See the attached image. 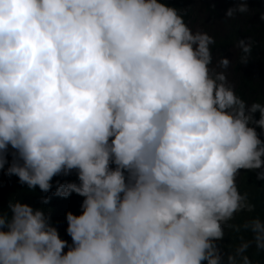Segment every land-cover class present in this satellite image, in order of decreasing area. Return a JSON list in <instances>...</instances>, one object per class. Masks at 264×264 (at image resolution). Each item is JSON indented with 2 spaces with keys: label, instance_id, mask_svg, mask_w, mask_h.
<instances>
[{
  "label": "clouds",
  "instance_id": "obj_1",
  "mask_svg": "<svg viewBox=\"0 0 264 264\" xmlns=\"http://www.w3.org/2000/svg\"><path fill=\"white\" fill-rule=\"evenodd\" d=\"M177 1L0 0V168L45 193L75 170L78 182L57 181L54 195L83 197L79 214H65L69 243L50 209L10 196L0 264H254L249 250L264 254V215L236 183L241 169L264 181V102L236 94L231 61L212 66L215 40L185 23ZM249 11L240 0L225 16ZM253 43L237 38L240 54L228 55L247 63ZM242 211L251 215L230 223ZM226 229L248 235L223 243Z\"/></svg>",
  "mask_w": 264,
  "mask_h": 264
},
{
  "label": "trees",
  "instance_id": "obj_2",
  "mask_svg": "<svg viewBox=\"0 0 264 264\" xmlns=\"http://www.w3.org/2000/svg\"><path fill=\"white\" fill-rule=\"evenodd\" d=\"M163 2V0H162ZM240 0H178L172 4L177 9L182 10L185 23L188 25L196 21L200 24V31L207 32L215 40L211 46L213 64L221 57H227L231 64L225 69V74L231 75L233 83L232 88L236 86L235 92L239 96H244L250 101L264 102V21L260 20V12L264 11V0H246L250 11L245 14H237L233 18H226L225 13L229 7H232ZM205 16V20L200 14ZM216 29V30H215ZM222 29L221 32L219 30ZM250 37L253 40V47L247 63H238V56H230L228 53L237 49L234 42L237 38ZM259 118V112L254 114ZM260 132L259 127L256 128ZM264 140V135L261 136ZM12 149L9 148L8 160L12 159ZM0 168V208L6 206L10 196L22 199L23 202L31 206L50 209V222L57 227L62 239L71 243V237L66 233L67 222L65 214L72 211L75 214L80 213V204L83 197L72 193L66 198L54 195L56 182L77 181L75 170L69 175H57L52 178V188L47 192H42L38 187L34 190H28L27 186L21 184L15 175H7L5 169ZM254 170L241 169L237 175L236 183L239 191L246 194L248 201L254 205V212L251 214L264 215V181L255 179ZM49 197L48 203L41 205V198ZM246 212L236 214L230 223L241 224L248 215ZM239 235L248 234L234 233L226 229V236L223 243H236ZM250 258L254 264H264V254L257 253L254 248L249 250Z\"/></svg>",
  "mask_w": 264,
  "mask_h": 264
},
{
  "label": "rangeland",
  "instance_id": "obj_3",
  "mask_svg": "<svg viewBox=\"0 0 264 264\" xmlns=\"http://www.w3.org/2000/svg\"><path fill=\"white\" fill-rule=\"evenodd\" d=\"M200 16L205 20V16L201 13ZM188 26L193 30V31H196V30H199L200 29V24H198L196 21H194L193 24H188ZM216 30V29H215ZM222 29L219 30V32H221ZM227 81L229 84L232 83L233 79L231 77V75H227Z\"/></svg>",
  "mask_w": 264,
  "mask_h": 264
}]
</instances>
